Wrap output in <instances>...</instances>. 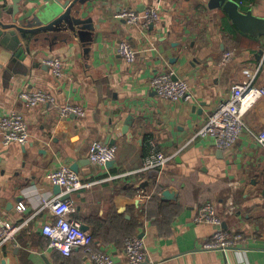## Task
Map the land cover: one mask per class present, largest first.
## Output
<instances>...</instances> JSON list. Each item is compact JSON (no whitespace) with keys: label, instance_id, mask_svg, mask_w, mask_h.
Returning <instances> with one entry per match:
<instances>
[{"label":"crops","instance_id":"0c3cea01","mask_svg":"<svg viewBox=\"0 0 264 264\" xmlns=\"http://www.w3.org/2000/svg\"><path fill=\"white\" fill-rule=\"evenodd\" d=\"M66 1L70 6L61 8ZM238 1L263 19L253 35L214 0H0V19L13 24L15 17L30 36L23 47H31L23 52L0 44V118L18 112L30 132L25 145H6L0 134V218L26 222L0 247V264H95L83 248L67 256L50 247L42 233L54 220L41 208L43 199L62 192L47 173L75 164L90 185L72 193L70 216L88 226L93 246L110 253L114 264H131L123 250L131 235L144 239L149 264H264V146L253 136L264 128V97L244 115L246 127L230 148L195 138L243 70L255 69L262 58L264 0ZM45 8L57 13L40 30L33 21ZM124 8L141 15L157 8L160 19L132 24L116 17ZM69 10L72 17L63 18ZM122 42L136 52L134 61L119 53ZM228 51L234 53L226 60ZM50 58L62 61V74L45 62ZM166 71L188 82L192 101L159 95L153 78ZM263 82L260 73L256 83ZM22 91L48 92L55 102L32 105ZM66 104L81 106L84 114L62 116L59 107ZM95 142L117 148L111 167L90 160ZM156 149L172 156L168 165L140 170ZM165 189L171 195H163ZM231 194L235 209L228 213ZM208 202L222 218L219 225L195 220ZM219 228L242 232L247 242L226 255L203 248Z\"/></svg>","mask_w":264,"mask_h":264},{"label":"built area","instance_id":"2783aa9c","mask_svg":"<svg viewBox=\"0 0 264 264\" xmlns=\"http://www.w3.org/2000/svg\"><path fill=\"white\" fill-rule=\"evenodd\" d=\"M116 17L126 19L129 23H138L141 18L145 19L148 25L160 19L157 8L148 9L143 15L135 9L124 8L116 14ZM119 53L127 61L135 60V51L127 42H122L119 46ZM233 51L225 53L224 59L228 60L233 56ZM54 73L62 74L63 63L59 58L46 59ZM242 80L232 85L230 96L226 100L220 101L210 112L206 123L196 132V137H211L215 139L221 148H230L242 130L246 127L244 115L262 97H264V82L256 83V78L260 73H264V49L259 65L255 69L246 68L243 70ZM153 84L160 96L171 101H192L193 93L185 79L175 77L173 71L161 72L153 78ZM21 97L32 105L40 102H55V97L43 91L28 92L22 91ZM62 116L70 113L84 114L81 106L66 104L59 107ZM0 134L4 144L18 142L25 145L30 140V132L24 116L18 112L4 114L0 118ZM256 141L264 146V128L253 133ZM117 148L103 142H95L90 147V160L93 163L106 165L107 162L115 159ZM172 156L165 154L161 150H154L149 153L143 162L140 170L149 172L151 170L164 169ZM47 178L52 183L59 185L62 192L56 196L43 199L41 208H49L54 214V220L46 222L42 227V233L48 237L49 246L61 251L64 255H71L76 247L83 248L90 259L95 264H114L110 253L97 249L93 246L92 233L83 228L84 223L75 217L70 216L74 211V201L72 193L90 185L83 181L82 176L75 172L68 165H61L47 173ZM240 181H233L231 186L236 188ZM69 195V197H65ZM20 211L26 209L24 202L17 206ZM235 209L234 195L227 199V212L233 213ZM197 222H208L219 225L222 218L217 214L216 207L208 202L199 208L195 218ZM26 222L14 223L10 220L0 218V247L8 241L16 239V235ZM247 242V237L242 232H234L219 228L215 231L211 239L203 244L205 249H219L226 255L231 248L240 246ZM124 253L131 264H144L148 258L145 241L139 235H131L125 239Z\"/></svg>","mask_w":264,"mask_h":264},{"label":"water","instance_id":"95a60500","mask_svg":"<svg viewBox=\"0 0 264 264\" xmlns=\"http://www.w3.org/2000/svg\"><path fill=\"white\" fill-rule=\"evenodd\" d=\"M81 2H85L86 0H80ZM216 2V7L221 9L226 15V17L232 21L233 24H235L239 29L242 31L249 33L251 35L255 34V31L259 29L260 26H262L263 19L261 17H258L254 15L252 9H244L242 7V3L238 0H214ZM71 4V1H66L65 3H61V8H68ZM57 13L56 9L51 8H45L40 10V12L37 14V18L34 19L35 25H41L38 26V29H46L50 26L49 23L52 21L51 18ZM2 14H0V17ZM63 18L69 19L72 17L71 11H67L63 13ZM76 18V17H75ZM16 19L14 17L13 24H6L0 19V44H3V42H6L8 47L14 48L16 50L25 51L28 52L31 51L30 46L23 47V43L26 38H30L29 35H26L24 33V29L16 25ZM77 22V20L75 21ZM43 23H48V25L44 26ZM177 77V76H176ZM132 117L129 116L125 122V126L123 128L124 131H127L129 126L132 124ZM114 160L109 161L106 163L108 167H111L114 164ZM77 165H73L72 168L77 170ZM57 188H61L59 185L56 186ZM163 195L169 196L171 195V191L169 189H165L163 191ZM65 197H69V195H65ZM84 229H88L87 225H83ZM144 264H149L147 261Z\"/></svg>","mask_w":264,"mask_h":264},{"label":"trees","instance_id":"16d2710c","mask_svg":"<svg viewBox=\"0 0 264 264\" xmlns=\"http://www.w3.org/2000/svg\"><path fill=\"white\" fill-rule=\"evenodd\" d=\"M93 241H94V237H93Z\"/></svg>","mask_w":264,"mask_h":264}]
</instances>
